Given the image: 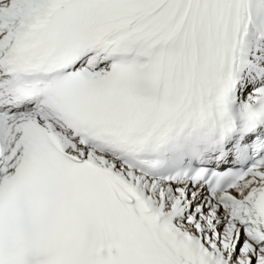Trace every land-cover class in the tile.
Wrapping results in <instances>:
<instances>
[{
    "label": "snow or ice",
    "instance_id": "1",
    "mask_svg": "<svg viewBox=\"0 0 264 264\" xmlns=\"http://www.w3.org/2000/svg\"><path fill=\"white\" fill-rule=\"evenodd\" d=\"M0 264H264V0H0Z\"/></svg>",
    "mask_w": 264,
    "mask_h": 264
}]
</instances>
